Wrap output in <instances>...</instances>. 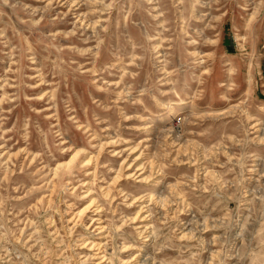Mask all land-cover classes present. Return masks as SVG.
<instances>
[{"label":"rangeland","instance_id":"rangeland-1","mask_svg":"<svg viewBox=\"0 0 264 264\" xmlns=\"http://www.w3.org/2000/svg\"><path fill=\"white\" fill-rule=\"evenodd\" d=\"M0 264H264V0H0Z\"/></svg>","mask_w":264,"mask_h":264}]
</instances>
